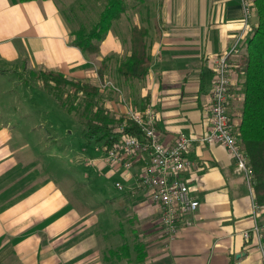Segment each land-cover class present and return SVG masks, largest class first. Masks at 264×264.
Returning <instances> with one entry per match:
<instances>
[{
  "label": "crops",
  "instance_id": "crops-1",
  "mask_svg": "<svg viewBox=\"0 0 264 264\" xmlns=\"http://www.w3.org/2000/svg\"><path fill=\"white\" fill-rule=\"evenodd\" d=\"M108 1L0 0V264H124L108 263V251L120 248L134 231L140 241L151 243L144 264H263L255 236L244 238L255 225L252 185L236 172L225 147L199 142L210 123L217 58L244 37L229 59L230 122L234 128L241 123L237 71L257 16L246 19L240 0H124L126 13L112 24L100 52L90 55L73 45L74 34L83 29L84 18L100 17ZM87 9L91 15H85ZM135 27L148 31L150 72L132 85L110 75L122 91H110L105 107L117 121L129 108L151 107L163 143L173 145L180 135L193 139L186 156L190 164L181 177L200 206L191 217L193 225L181 223L172 241L161 237V210L140 187L147 156L127 158L131 169L112 165L104 143L88 142L78 120L73 126H80L82 141L95 148L88 157L75 152L72 140L66 144L59 136L52 144L48 132L27 137L45 123L34 114L45 111L30 102H49L52 95L16 76L22 72L29 81L28 72L56 73L100 87L107 75L99 65L110 56L121 61L131 55ZM27 121L32 124L24 127ZM114 132L116 144L122 135L119 128ZM68 153L74 167L59 181L50 161L58 155L54 158L67 166ZM87 171L100 181L99 192L87 183L93 178ZM258 223L264 232V213ZM118 240L116 247L108 246Z\"/></svg>",
  "mask_w": 264,
  "mask_h": 264
},
{
  "label": "trees",
  "instance_id": "trees-1",
  "mask_svg": "<svg viewBox=\"0 0 264 264\" xmlns=\"http://www.w3.org/2000/svg\"><path fill=\"white\" fill-rule=\"evenodd\" d=\"M20 3L47 0H16ZM255 15L258 24L253 28L251 36L246 40L244 47L246 52L240 56L239 60V90L242 97L241 123L234 128L237 134V140L240 144L248 163L253 170L252 188L254 190L255 203L264 207V0H254ZM127 11L124 0H109L105 5L98 21L91 28L83 29L74 34L73 45L90 55H96L100 52V43L104 41L110 31L112 24L118 21ZM148 31L144 28L135 27L131 34V55L126 56L121 61L114 59V56L107 57L101 63V74L108 71V62L110 64V75H115L119 79H124L131 85L136 82H143L147 78L152 64V57L148 47ZM113 73V74H112ZM53 81L58 86L71 87L76 94L83 93L87 106L81 105L84 110L80 122L84 138L90 143H104L109 149L118 140V134L108 127L113 120L105 115L101 106L95 104L96 99L100 98V90L88 84L74 83L65 79L62 75L51 73ZM56 85V86H57ZM53 96V95H52ZM59 105L67 108V105L57 95ZM83 99V97H81ZM94 109L96 111L91 113ZM78 112L79 108L71 109L68 112ZM79 120V119H78ZM126 132L132 135H140L139 127L133 122H129ZM234 127V126H233ZM122 135V133L120 132ZM137 262H145V246L137 243L135 246ZM125 252L122 256L112 260L113 262L127 259L131 263L133 257L128 245L122 247ZM118 250L109 251L110 256L117 258Z\"/></svg>",
  "mask_w": 264,
  "mask_h": 264
},
{
  "label": "built area",
  "instance_id": "built-area-1",
  "mask_svg": "<svg viewBox=\"0 0 264 264\" xmlns=\"http://www.w3.org/2000/svg\"><path fill=\"white\" fill-rule=\"evenodd\" d=\"M240 1L247 19L253 14L254 4L251 0ZM243 38L240 37L229 52L217 58L210 123L207 133L199 139V142L219 144L225 147L235 161L236 172L251 184L254 173L238 143L229 114V59L240 51L239 44L244 40ZM105 86L114 88L111 82H107ZM129 122H133L139 127L140 135L126 132ZM156 124L157 114L151 107L142 110L129 109L125 121L120 124L122 138L112 148L105 150L106 160L114 166L131 169L132 163L127 158L142 154L147 156L149 163L140 177V187L149 192L151 201L161 210L163 231L161 237L172 241L177 237L181 223L193 225L191 217L200 206V203L191 196L187 181L181 177L182 172L189 167L190 162L186 156L192 149L194 141L192 138L180 135L175 144L167 145L160 140ZM117 187L120 190L123 189L120 184H117ZM253 209L255 225L251 231L244 233V238L248 240L251 235L255 236L264 264V232L258 223L264 213V207H260L254 202Z\"/></svg>",
  "mask_w": 264,
  "mask_h": 264
},
{
  "label": "rangeland",
  "instance_id": "rangeland-1",
  "mask_svg": "<svg viewBox=\"0 0 264 264\" xmlns=\"http://www.w3.org/2000/svg\"><path fill=\"white\" fill-rule=\"evenodd\" d=\"M253 1L254 0H251V2H253ZM101 3H103V2H101ZM71 13L72 12L70 10H67L64 13L65 17H66V20L68 22L71 20L70 19L71 18L70 17ZM91 14L92 13L89 11V9H87L85 11V15H91ZM253 14H255V9L253 11ZM98 19H99V17L96 19V18L91 17V16L84 18L83 19L84 27H86L87 29L93 27L96 24V22L98 21ZM143 22H145V21H143ZM110 64L112 65L113 62H111V63H110V61L108 62V71L104 73L105 75H107V77H105L106 78V82H103L100 87H97L100 90V93H99V97L100 98L96 99L95 104H98L99 106H101V108H99V109L100 110L101 109L104 110L105 115L109 117V120H110V117H111V119L113 121H115V123H111V124H110V121H109L108 122V127L109 128L111 127L112 130H114L116 128H119V131H120V124L125 121V116H126V113L128 111L125 113L123 118H121V119H119L117 121L115 118H112V116H110V111H108L106 109V107H105L106 103L110 102V91L113 92L114 94L115 93H117V94L121 93V91H122L121 88L119 87L120 85H119V83H117L116 79L110 76ZM99 68H100V71H101V65H99ZM239 69L240 68L238 67V70ZM50 74L51 73H43V72L33 74L31 72H28V76L31 79L29 81H27L25 79L24 74H22V72L17 73V75H16L20 80H23L24 83L40 84L46 90H49L51 95H53L51 97V101L49 100V102L46 99H42V98H40L38 101L33 99L30 102L32 105H38L39 108H41L42 110L45 111V114L44 113H39V112H35L34 113V114H36L37 118L39 116H42L44 118L43 120H45L44 121L45 123H44V127L40 128L33 135H28L27 137L38 138L41 135H45V133L48 132L49 136L51 137L52 144L55 141V140H53L54 138H59V139L63 138V140L65 141L66 144H68V142L70 140H72V143L74 145L73 148H74L75 152L77 154H81V155H83L85 157H88L89 156L88 152H90V151L95 152V148L93 147L91 149L88 145H86V143H84L82 141L83 138L80 137V136H82L81 132H80V126L78 124H77V126H73V124H75L74 122L76 120H78V119H79L78 121L81 122V124L84 122V119L81 118V115L84 114V110L82 108L80 109V107H81V105L83 107L87 106L86 101H84L85 100V98H84L85 95L83 93L82 94L81 93L76 94L71 87H68V86L65 87V86H61V85L58 86L56 84V82L53 81V79H52ZM59 75H62V74H59ZM110 81H111V84L114 86L115 89L111 88L112 86L111 87L110 86L109 87L105 86V84L107 82H110ZM57 95H59V99H62L64 101V103L67 105V108H63V107H61L59 105V101L57 99ZM81 97H83V99H81ZM48 104H49V107H48ZM76 107L79 108V111L77 113L75 111L71 112V113L68 112L69 110H71L73 108L76 109ZM48 108H50L49 109L50 111L48 110ZM129 109H134V108H129ZM47 110L49 111V113L46 112ZM95 111H96V109H94L91 113H94ZM47 117H48V119H47ZM84 123H86V122H84ZM31 124H32L31 121H27L24 124V127H26V126L29 127V126H31ZM24 130H25V136H26L27 130H26V128H24ZM52 135H54V136H52ZM78 137H80V139ZM106 149H107V147H106ZM63 150H64V147L60 151L61 154H62ZM100 151L102 152L103 148H100ZM52 154H55V153H52ZM56 156H58V155H56ZM56 156H54V157H56ZM54 157H52L50 163L52 165H55V167L51 166V171L50 172L57 179H59V181H62L60 179V178H62L61 175H64V173L66 172V175H67L66 177H69L68 176V172L73 170L72 168L74 167V164H73L74 161H73L72 155L70 153L66 154V159L65 160H66L67 166L66 165L64 166L61 160H59L57 158H54ZM59 165H61L63 167V169L61 171V174L59 172H60L62 167L59 168L58 167ZM73 174L74 173H72V175ZM87 174H89L91 176L90 172H88ZM92 177L93 176H91V178ZM98 182H100V181L99 180L96 181L94 179V177L90 181H87L88 184L91 183L93 188H95L96 191L99 192V190L102 187H101V185L98 186ZM109 184H110V181H109ZM96 198H98V197L93 194V199H96ZM128 234H129V230H128ZM139 239H140L139 235L137 234L136 231H134V232H132L129 240L125 239L124 242H121L120 240H118L115 243H113V241H109L108 242V246L112 245L111 247L114 248L121 242L120 243L121 247L117 249L118 250L117 252H119V253H117V256H116L117 258H115V256L111 257L110 253L107 255L108 263H110V259H112V260L116 259V261H117L119 256H122V258H123V255H125L124 254L125 252H122L123 251L122 247L125 246V245H128L130 247L133 259H132L131 263H128L127 259H124L123 263L124 264H139L140 262H137V254H136V251H135L136 244L137 243H142L145 246V255L146 256H147L148 251H149V249H147V248H149V245L151 244L150 242L147 244V242H143L142 240L140 241ZM164 239L167 240L166 237ZM247 241H250V239H248Z\"/></svg>",
  "mask_w": 264,
  "mask_h": 264
}]
</instances>
